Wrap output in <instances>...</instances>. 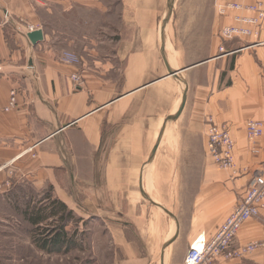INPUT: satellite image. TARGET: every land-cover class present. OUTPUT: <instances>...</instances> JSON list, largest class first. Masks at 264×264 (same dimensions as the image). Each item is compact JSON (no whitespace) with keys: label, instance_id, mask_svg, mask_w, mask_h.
Listing matches in <instances>:
<instances>
[{"label":"crops","instance_id":"obj_1","mask_svg":"<svg viewBox=\"0 0 264 264\" xmlns=\"http://www.w3.org/2000/svg\"><path fill=\"white\" fill-rule=\"evenodd\" d=\"M167 2L160 20V0H0V15L19 29L0 28V195L32 186L48 194L38 209L57 201L71 213L63 240L52 242L61 214L39 224L41 236L21 238L37 250L74 264H186L264 175V133L255 147L247 139L251 121L264 127V44H224L232 54L214 44L209 58L189 62L181 44L162 41ZM76 15L91 28L113 17L121 24L115 37L88 32L78 47L50 22ZM217 23L219 31L232 22ZM29 25L44 34L34 46ZM64 49L82 64H61ZM13 91L17 106L7 111ZM211 122L231 126L236 173L207 153ZM256 241L264 209L238 234L241 245ZM217 264H264V256Z\"/></svg>","mask_w":264,"mask_h":264},{"label":"rangeland","instance_id":"obj_2","mask_svg":"<svg viewBox=\"0 0 264 264\" xmlns=\"http://www.w3.org/2000/svg\"><path fill=\"white\" fill-rule=\"evenodd\" d=\"M163 4L162 14L160 20L164 15L166 1L160 0ZM256 10L251 9L253 15L254 13H260L258 10L263 11L264 15V1L255 0ZM238 2H244L238 1ZM115 3V0H113ZM215 0H176L174 15L171 18L169 24L167 25L165 33V43L166 44H181V48L187 51V60L194 61L200 58L207 59L212 54L215 49L214 44L222 43L217 36L218 34V18L215 13ZM235 10H239L236 6L231 7ZM232 12V11H231ZM235 14L244 15L243 11H238ZM73 17L65 16V19L54 18L50 19L53 22L52 25L56 29L62 30V32L70 35L73 41L79 42L78 47L89 41V36H84L91 32L96 36V39H100L103 36L109 38L115 37V29L120 28L121 22L116 20L114 17L103 19L102 22H108L107 25L103 26L99 21L94 23L93 26L83 24L82 21ZM67 19L72 20V23L63 24L60 20L67 21ZM82 20V19H81ZM78 22V23H77ZM99 26V32L96 31ZM260 28V27H259ZM258 27L252 25V30H258ZM263 29H264V19H263ZM262 29V32H263ZM49 30V29H48ZM50 35L55 37V33L49 30ZM101 33V34H100ZM262 35V33H261ZM259 34L253 33L252 35L243 34V39L241 38L239 42L234 44H252V46L259 47L263 44H257L258 40H262ZM61 33V37H62ZM87 38H84V37ZM63 38V37H62ZM76 38V39H75ZM216 46V45H215ZM57 59L61 64L67 66H80L82 64L81 55L72 51V49H64L58 55ZM31 153V152H28ZM24 188V187H23ZM28 189L17 188L14 191H8L0 195V222L6 221L14 224L12 228L7 225V228L0 225V264H74L73 257L64 256H52L51 254H46L42 251L36 249V245L33 242H28L21 238L27 237L30 233L35 234L33 226L26 221V210L38 209L41 203L48 199L47 192H36L35 189L27 187ZM25 190V191H23ZM50 212V211H49ZM53 224V223H52ZM50 222V226L53 225ZM42 228L38 231L41 236ZM46 232L47 229L43 228ZM33 244V245H32ZM35 246V247H34ZM39 248V247H37Z\"/></svg>","mask_w":264,"mask_h":264},{"label":"built area","instance_id":"obj_3","mask_svg":"<svg viewBox=\"0 0 264 264\" xmlns=\"http://www.w3.org/2000/svg\"><path fill=\"white\" fill-rule=\"evenodd\" d=\"M216 0L215 8L218 20L225 19L232 23H227L219 28L217 36L222 42L220 52L232 54L233 51H227L224 44H234L244 38L242 35L259 34L260 37L263 27V11L254 13L251 9L257 8L255 0ZM243 11L244 15H237L238 11ZM259 9V8H257ZM232 11V12H231ZM10 25L18 32L14 21L9 17V14L0 15V28ZM252 25L260 27L258 30H252ZM28 32H34L36 29L33 25L28 26ZM24 35H26L24 33ZM257 44H263V41L258 40ZM1 54V53H0ZM72 81L75 86H81V75L76 73L72 76ZM16 92L11 93L10 103L7 111L14 109L17 106ZM207 134V153L212 158L214 163L221 169L232 170L236 173V158L235 146L236 142L231 135V126L228 123L215 124L210 123ZM264 133V127L261 122L251 121L247 126V139L249 144L257 146L258 141ZM257 152V151H256ZM264 209V175L255 174L250 180L244 195L235 207L232 214L219 227L215 235L208 241L196 243V246L191 247L186 257V264H217L220 260H243L247 257L261 253L264 256V241H256L246 245H241L237 242L238 234L243 225L252 218H258Z\"/></svg>","mask_w":264,"mask_h":264},{"label":"trees","instance_id":"obj_4","mask_svg":"<svg viewBox=\"0 0 264 264\" xmlns=\"http://www.w3.org/2000/svg\"><path fill=\"white\" fill-rule=\"evenodd\" d=\"M49 210H50V212H49ZM55 214H61L60 218L62 220L60 222L58 228L56 229V234H55L54 238L52 239V242L55 241V239H56V242H58V238L63 240V238L65 237L64 236V235H66L65 227L67 225L66 221L68 220V218L71 217V213H69L67 211V209L64 207L63 204H58L57 201H53L51 207H49L48 210H44V209L30 210V209H27L25 215H26V218L29 219L33 228L36 229L35 233H38V231L41 230V226H39V224H41L43 221L47 220L49 217H51L52 215H55ZM46 229H47V231L46 232L43 231L42 235H44L46 233L51 234L52 229L51 228H46ZM36 243L39 244V241H37ZM49 244H51V242ZM41 246L44 250H46L48 247L46 242L41 243ZM49 252H52L51 249H49Z\"/></svg>","mask_w":264,"mask_h":264},{"label":"water","instance_id":"obj_5","mask_svg":"<svg viewBox=\"0 0 264 264\" xmlns=\"http://www.w3.org/2000/svg\"><path fill=\"white\" fill-rule=\"evenodd\" d=\"M174 7H175V0H168L167 2V14L165 19L163 20L162 23V41L164 42L165 40V29L166 26L169 24L173 14H174ZM27 38L30 40V42L32 43V45H37L38 43L42 42L44 40V34L42 30H37L31 33H28ZM171 73L173 74L174 72L171 71ZM186 95L184 97L183 100V104L181 106L180 112L182 111V109L184 108L185 102H186ZM176 117H173L171 119H174ZM158 147V144L156 146V149Z\"/></svg>","mask_w":264,"mask_h":264},{"label":"bare ground","instance_id":"obj_6","mask_svg":"<svg viewBox=\"0 0 264 264\" xmlns=\"http://www.w3.org/2000/svg\"><path fill=\"white\" fill-rule=\"evenodd\" d=\"M166 14H167V10H166V13H165V16H164V19H165V17H166ZM163 19V20H164ZM166 29H167V26H166ZM166 29H165V33H166ZM166 40H164V42H165ZM166 44V43H165ZM177 72H175L174 74H176ZM179 73V72H178ZM221 169V168H220Z\"/></svg>","mask_w":264,"mask_h":264}]
</instances>
